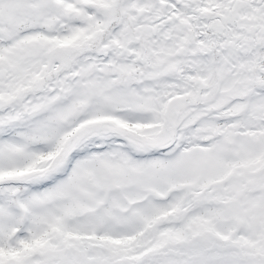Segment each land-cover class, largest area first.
Listing matches in <instances>:
<instances>
[{"label": "snow or ice", "instance_id": "1", "mask_svg": "<svg viewBox=\"0 0 264 264\" xmlns=\"http://www.w3.org/2000/svg\"><path fill=\"white\" fill-rule=\"evenodd\" d=\"M0 264H264V0H0Z\"/></svg>", "mask_w": 264, "mask_h": 264}]
</instances>
